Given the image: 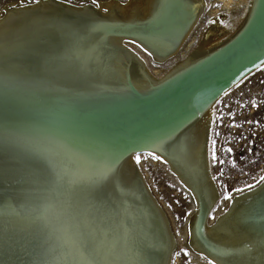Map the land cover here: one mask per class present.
I'll list each match as a JSON object with an SVG mask.
<instances>
[{
	"label": "bare ground",
	"instance_id": "1",
	"mask_svg": "<svg viewBox=\"0 0 264 264\" xmlns=\"http://www.w3.org/2000/svg\"><path fill=\"white\" fill-rule=\"evenodd\" d=\"M221 1L228 7L229 0ZM241 1L246 5V0ZM203 2V0H126L124 2L105 0L98 2L99 8L83 3L79 5H57V3L41 7L42 9L37 11L39 13H36L35 17L30 15L32 13L29 10L32 6L30 3L26 4V7L21 6L22 4L20 6L18 4V7L15 3L6 4L0 10V54L2 55L0 62L4 63L5 67L22 66L28 70H35L41 66L46 57L60 54L66 48L73 46L91 57L90 67L93 69L94 88L91 94L89 90L80 89L81 98L72 99L69 103L75 104L82 112L98 117V120L102 121V123L99 121L101 124H109L106 127L114 135H118L117 140L125 135L132 137L139 133L138 135L144 136L142 142L147 148L143 152H156L164 156L180 184L195 197L196 206L187 217V224L192 227L191 229H194L203 216L206 215V218L209 216L211 210L216 207L219 196L209 171L210 168L208 169L209 145L206 139V133L210 135L214 101L207 104L204 102L209 99L210 90L212 91L222 83L224 77L237 64L229 65L239 52L232 55L231 53L244 39V46H247L248 53L264 48V27H262L264 0H252L248 8H245L238 17L232 18L228 28L220 23L224 15H214L212 21L205 25L197 42L195 36L188 34L200 23ZM104 8L108 9L107 13L104 12ZM96 21H100L105 27L94 28ZM62 22L72 25V30L66 28ZM110 25H125L128 28L126 31L146 34V41L156 50V53L151 54L152 66L147 67L145 58L133 48L117 46L116 42L122 44L119 37L124 31L107 27ZM155 25L163 26L164 30L162 32L151 31ZM251 26L256 27L250 31L253 33L249 35V38L246 39L245 36L239 43H235L243 30ZM106 51L120 56L118 60L123 64H116L109 69L105 68ZM147 52L150 54L149 51ZM159 65H164V68ZM220 66H225V69L216 72L215 70ZM171 84H175L177 90L189 86L188 92L191 93L185 98L181 95L182 100H175L179 98L180 93L173 96L168 95L169 98L163 101V105L167 104L166 106L170 107L165 109L171 111L179 106L182 107V114L175 115L173 119H181L185 116L183 113L186 110V102L190 98L194 103L191 105L193 109L189 113L191 115L186 114L188 120L175 133L168 136L152 139L158 136L164 122L160 127L155 124L157 128H150L151 130L147 132L142 129L140 132H129L125 123L116 125L120 124L118 119L123 113L121 110L113 109L118 101L113 105H105L108 94L120 96L116 98L121 99L128 97L125 104L129 107L138 103H140L138 106L145 105L154 99H161L164 91L146 100H144L145 95H151L158 89L171 86ZM89 104L96 105L92 109L81 108ZM105 121L109 122L105 123ZM193 131L196 133L195 136L192 135ZM161 141L165 144L163 148L160 147ZM136 152L135 149H129L124 153L109 174L105 191L106 193L111 192L108 199L117 211V224L119 221L122 224L121 220L126 217L123 210H126L131 219L139 215L138 211L145 207L140 196V194L145 196L142 191L144 183H140V176L138 183L134 181L135 176L132 172L135 162L131 157ZM134 182L138 185L133 186ZM132 190L135 196H139L138 204L132 202L129 197L126 198L132 195ZM144 200L146 201V196ZM102 209L103 205L96 204L88 208V216L94 219V223L97 221L101 227L107 224L105 230L102 231L103 235L107 234V236L104 239L101 237L96 239V242L106 244L108 247L115 241L117 247L121 234H117V239L115 236L120 229L117 227L118 230L115 233L111 232L108 220L102 214ZM143 209H145L144 214L147 211L151 213L150 217L154 218L152 215L155 211L148 210L147 206ZM218 210L214 219L208 218V221L205 219L208 222L205 227L206 234L196 235L199 249L210 259L215 260L216 264H264V183L258 181L251 190L245 189L242 192L233 193L231 199L223 201ZM160 212L165 222L166 215L162 210ZM249 216H255V219L248 220ZM22 217H19L18 224L14 221L11 225L20 226V221L24 222ZM156 222L149 223L152 247L159 245V240L154 241L153 239L154 233L157 237L162 234V224ZM25 223L22 224L28 229L27 222ZM153 228L157 230L154 231ZM164 242L163 240V244ZM168 242L171 248L174 241L168 238ZM53 244L56 246L55 250L58 248L61 251V246H58L59 242L55 241ZM63 247L66 248V245ZM117 249L119 250V247ZM217 249L219 251L215 253L214 250L217 251Z\"/></svg>",
	"mask_w": 264,
	"mask_h": 264
},
{
	"label": "snow or ice",
	"instance_id": "2",
	"mask_svg": "<svg viewBox=\"0 0 264 264\" xmlns=\"http://www.w3.org/2000/svg\"><path fill=\"white\" fill-rule=\"evenodd\" d=\"M32 2L37 3L38 0ZM91 3L100 7L98 0H91ZM228 6H232L231 0ZM107 11L104 8V12ZM62 23L72 30V25ZM93 27L105 26L96 21ZM107 27L128 30L125 25ZM163 30L161 25L151 29L153 32ZM128 43L137 44L135 40ZM137 46L148 51L143 43ZM90 61V56L73 46L60 54L46 57L35 70L22 66L5 67L0 62V156L8 154L26 162L20 175L22 188L18 195L22 200L20 206L26 210L22 219L28 225V232L24 236H10L8 222L0 213V264H140L141 253L131 240L127 226L124 227L123 244L119 250L115 241L104 247L96 242L98 228L94 219H90L84 210L94 204L107 203L111 192L106 193L105 190L110 171L117 160L129 149L145 147L143 135L117 140L91 113L82 112L75 104L69 103L72 99L81 98L80 89L89 90L91 94L94 86ZM261 67H264V62H261ZM252 106L259 107L255 100ZM187 120L188 115L181 119L169 117L158 136L152 139L175 133ZM248 122L251 124L255 121ZM234 126L242 125L232 120L227 127ZM195 134L193 131L192 135ZM249 134L256 136V132ZM206 139L212 144L208 153L211 164L223 163L216 153L215 139L207 133ZM254 144L255 140L249 141V151ZM160 147H165L163 141ZM220 151L231 154L233 149L222 142ZM131 159L136 165L142 159L167 163L164 156L156 152H149L147 157H142L137 151ZM259 182L264 183V175L259 177ZM256 184L254 178L252 183L234 187L231 192L225 191L223 198L230 200L231 193L251 190ZM185 193L189 195L187 189ZM191 212V208L185 210L184 217L187 218ZM213 212L209 216H213ZM247 219L253 220L255 216ZM53 238L62 242L61 251L55 250ZM180 253L185 257L191 256L187 248L180 249ZM205 259L207 264H216L215 260ZM188 264H191V259H188Z\"/></svg>",
	"mask_w": 264,
	"mask_h": 264
},
{
	"label": "rangeland",
	"instance_id": "3",
	"mask_svg": "<svg viewBox=\"0 0 264 264\" xmlns=\"http://www.w3.org/2000/svg\"><path fill=\"white\" fill-rule=\"evenodd\" d=\"M54 1L51 0L50 2V0H38L37 3H33L32 0H0V10H2V8L6 4L11 5L15 3V6H17L18 4V6H20V4L30 3L32 5L29 9L30 11H32L30 15L32 17H35L39 13H37V11L49 4L56 5L58 3L57 5H79L83 3L96 7L91 3V0ZM99 1L105 0H98V2ZM120 1L124 2L126 0ZM203 1L204 5L199 18L200 23L198 27L190 32V34H188L195 36V40L197 42L205 25L212 21L214 15H224L223 19H220V23L221 21H223V23L221 24L224 27L228 28L230 26L228 24H230L235 17H238L245 8H248L252 2V0H246L245 5L241 0H231L232 6L227 7L221 0H207V3L206 0ZM217 5H220V7H218ZM132 36L138 38L141 42L137 41ZM119 39V41L123 45L116 42L115 44L117 46L123 48H133L139 53L141 57L145 58L147 67L152 66L151 54L156 53V50H154L152 46L146 41V34L124 31L120 34ZM131 40H135L137 44L128 43V41ZM141 43H143L144 48H147L150 54L148 52H145L141 47L137 46ZM105 53V68H113L114 65L122 63V61L118 60L120 56L112 53L111 51H106ZM1 56L2 55L0 54V57ZM133 59L135 58L133 57ZM159 67L164 68V65H159ZM253 100H255L256 104L259 107L254 108L252 106ZM212 109L213 118L209 136L215 139L216 153L223 161V163L211 164L208 155V169L210 168L209 171L212 177L216 178L213 179V181L216 186L215 189L217 190L219 195L216 201V207L211 210V212L215 210L213 212V216L215 218V214H217V212L219 211L218 207L221 206V203H223V201L227 200H224L223 198V193L225 191L231 192V189L234 187H242L245 183H252L254 178L258 182L259 177L261 175H264V67H258L256 70L248 74L244 79L238 82L235 86L222 94L217 100H215L212 105ZM229 113H231V115H229ZM232 120H235L237 125L242 126H234L231 128L227 127L232 122ZM248 121L255 122L250 124ZM250 132H256V136L253 137L249 134ZM216 133H218V135ZM250 140H255V144L252 145L251 151L248 150ZM222 142L226 147H230L233 149V152L231 154H226L220 151ZM208 145L209 153L212 149V144L208 142ZM148 153V151L140 152L142 157H147ZM170 170L171 168L168 166V163H163L161 161L152 159H142L139 165L135 164L132 172L133 175L135 172L139 174L141 180H143V183L145 184L146 189L149 192L148 194L151 195V200L166 215L165 223H168L171 231L170 235H168V238L170 241L173 240L174 244H176L177 246L172 255L169 254L170 257L167 264H188V259H191V264H207V259H205V257H207L208 259L210 258L206 256L202 250L199 249V242L196 238V235H205V227L208 223L207 219L210 218L212 220L214 218L213 216H208L206 218V215H202L203 217L199 222H197V225L194 227V229H191L192 227L187 224V218L184 217L183 213L188 208L193 209L194 206H196V202L194 199H192L193 195L189 191V195H186L184 187L172 173V170ZM232 194L233 193H231V196ZM142 199L144 203V197ZM177 201H179V203H177ZM145 204L143 205L145 206ZM101 211L108 220L107 223L110 227L111 232L115 233L118 230L117 227H119V224L116 223L117 211L111 204L109 199H107V203L103 205V209ZM138 212H140V214L131 219L127 215H125V219L126 226L132 232L133 241L135 242V239L137 240L138 238V241H136L135 245L141 253L140 264H143L144 262H146L147 264V262H150V259H152V256H149L150 250H154V256L156 254H160L157 261V264H160V259H162L163 256L161 257L162 253L161 250L158 249V247L160 248L161 246H163V240L165 238L161 237L160 235L159 237H157L154 233L153 239L154 241L158 239L159 245L158 247H152L151 245L153 243L151 241L150 234L151 226H149V222L146 219L143 211L139 210ZM178 216L179 219H177ZM127 218L130 219L131 223L127 221ZM177 228L179 229V234H177ZM155 229L154 231L157 230ZM189 229H191V235L193 234L190 237L188 233ZM173 247L174 245L171 246V248ZM182 248H187L191 253V256L185 257L182 253H180V249ZM176 253L180 254L177 255ZM200 253H203L204 255L201 256L199 255ZM157 255L151 261L152 264H154Z\"/></svg>",
	"mask_w": 264,
	"mask_h": 264
},
{
	"label": "water",
	"instance_id": "4",
	"mask_svg": "<svg viewBox=\"0 0 264 264\" xmlns=\"http://www.w3.org/2000/svg\"><path fill=\"white\" fill-rule=\"evenodd\" d=\"M255 27L256 26H251L249 29L243 30V33L241 34L240 38L238 40L236 39L235 43H239L241 41V39H243V37H245V36H246V39L249 38V35L253 33V32L251 33L250 31H252ZM244 42H245V39L231 53V55H232L234 53L239 52L237 54V57H236L237 59L235 58L234 61L229 65H235L236 63L238 65L236 64L233 67V70H231V72H229L224 77L223 81H221L222 83H220L212 91L210 90L209 99L204 102L205 104L210 103L212 101L215 102V100H217L222 94H224L230 88L235 86L238 82H240L242 79H244L248 74H250L251 72L256 70L258 67H260L261 62H264V54H261L262 52H264V48H260L256 52L253 51V52L248 53L247 52V46H244ZM229 53H230V51H229ZM214 68H216V67H214ZM223 69H225V66H220V68H217L215 71L218 72V71H221ZM175 87L177 88V86L175 84H171V86L168 85L165 88L158 89L157 91H155V93H151V95L150 94L145 95L144 100L150 98L154 94H157V93L164 91L161 94V95H164L163 97H161V99H154L152 102L147 103L145 105L142 104L141 106H138L140 103H138L137 105L132 103L134 105H131L129 107V105L125 104V101L127 99H129L128 97H124L121 99V98H116V97H120V96H117V95L113 96L110 94H108V97H106L107 102L105 105H113L114 103H116L118 101L117 104H114L113 109L121 110V111H123V113L120 114L121 117H120V119H118L120 124H116V125H122L125 123V125L129 129V132H132V133H134L135 131L140 132L141 129L143 131L147 132V131L151 130L150 128L160 127L163 122L168 120L169 117L172 118V117H175V115L177 116L179 114H182V109H181L182 107L181 106H179L175 110L171 111L169 109H165V108H170V107L166 106L167 104H164V105L162 104V103H164L163 101H166V99L169 98V97H167L168 95L173 96L176 93H180V94H178L179 98H176L175 100H180V99L182 100V98H180L181 95L185 98L186 96L191 94L190 92H188L189 86H185L181 90H177ZM164 97H166V98H164ZM144 100H142V102ZM136 101H139V100H136ZM119 103H121V104H119ZM193 103H194V101L191 98L186 102V110L184 111L183 115L189 114L193 111V109L191 107V105ZM95 105L96 104H89L86 106H82L81 108L85 107L87 109H92ZM157 108H158V110H155ZM166 110H169V111L165 112ZM99 112H101V111H99ZM122 114H124V115H122ZM95 118L98 120V117H95ZM98 121H100V120H98ZM100 122L102 123V121H100ZM106 122H109V121H105V123ZM153 123H154V126H152ZM155 124H157L159 126H157ZM101 125H102V127H105L104 129L108 133H110L114 138H116V139L118 138V135H116V134L114 135V133H112V131L106 127V125L108 126L109 124H101ZM155 126H157V127H155ZM138 134L139 133H136L135 135L132 134V135L136 136ZM125 137H126V135L123 136L122 138H125ZM135 150H137L139 152H143V151L147 150V148L144 147V148L135 149ZM25 167H26V162L23 161L22 159L13 158L12 156H10L8 154L0 156V213L3 214L4 220L8 222V228H7L8 234L10 236H13V237L24 236L28 232V229L26 228L27 226H24V224H22V223H25V221L22 223L20 221V223H19L20 226L14 227V225H11V224H13L14 221H15V224H18L19 217H21V216L24 217V215L26 213V210L20 206L22 203V200H21L20 196L18 195V193L21 191V188H22V185L20 183V175H21V171ZM134 175H135L134 181H137V183H138L139 174H137L135 172ZM137 183L134 182L133 186L136 185ZM140 183L143 184V180H141ZM142 187L144 189L143 192L145 193V196H146V201L144 202V204L147 203V204H145V207H143V208H146V205H147L148 210H153V212L155 211L154 212L155 214L153 213L154 215H152L154 218L150 217L151 213H149L147 211L145 212V216L146 217L148 216L147 217L148 222L149 223L150 222L155 223L157 220L158 224H162L161 237H165V239H164L165 242H164L163 246H161L160 248L158 246L157 247L159 250H161V253H162L161 257L163 256L162 259L159 258L161 260L160 264H167L170 255H172L173 251L175 250V248L177 246H176V244H174V247L171 248V251H170V249H169L170 246H169V242H168V235H170V233H171L170 227L168 226V223L166 224L164 222V218L162 217V214H161L160 210L158 209V206H156V204H154L153 201L151 200V198H150L151 195L148 194L149 192L146 189V186H144V184H143ZM137 188H139V186H137ZM140 196H141V198L144 197V199H145V196H143L141 194H140ZM128 197L135 204H138L140 201L139 196L134 195V190H132V195H128L126 198H128ZM107 199H108V197H107ZM127 207H129V206H127ZM143 208H141V211H143V213H144L145 209H143ZM84 210L87 212V215H88V212H89L88 207H85ZM123 211H125L124 213L128 216V213L126 212V210H123ZM147 213L149 215H147ZM127 219H128L127 221L129 223H131L130 219L129 218H127ZM121 222H122V224L119 221L120 231L118 233H116V236H115V239H117V234H121L120 239H119V243H117V247H119V249L122 247V244H123V230H124V227L126 226V219L121 220ZM95 225L98 228V231L96 233V239H99L100 237H101V239H104V237H106L107 234L104 236L102 231L105 230V227L107 226V224H105V225L102 224L103 227H101L100 226L101 224L100 225L97 224V221H96ZM130 238L133 241V235H132L131 231H130ZM55 241L59 242L58 246L60 247L62 242L53 238L52 243H54ZM136 241H138V238H137V240L135 239V242L133 241L134 244L136 243ZM99 244H102V243L99 242ZM103 246L107 247L106 244H104ZM66 247H67V245H66ZM60 250H62V249H60ZM56 251L57 252L59 251L58 248L56 249ZM218 251H219V249H217V251L214 250L215 253H217ZM153 254H154V250H150L149 256H152V259H150V262H147V264L148 263L152 264L151 261L157 255L156 254L154 256ZM159 255L160 254L157 255V257L154 261V264H157ZM143 264H146V262H144Z\"/></svg>",
	"mask_w": 264,
	"mask_h": 264
}]
</instances>
